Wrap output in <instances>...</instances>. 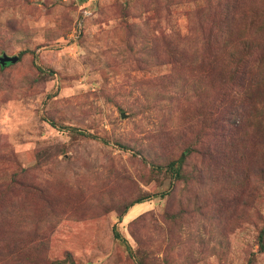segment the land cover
Masks as SVG:
<instances>
[{
	"label": "rangeland",
	"instance_id": "1",
	"mask_svg": "<svg viewBox=\"0 0 264 264\" xmlns=\"http://www.w3.org/2000/svg\"><path fill=\"white\" fill-rule=\"evenodd\" d=\"M2 55L0 264H264V0H0Z\"/></svg>",
	"mask_w": 264,
	"mask_h": 264
},
{
	"label": "water",
	"instance_id": "2",
	"mask_svg": "<svg viewBox=\"0 0 264 264\" xmlns=\"http://www.w3.org/2000/svg\"><path fill=\"white\" fill-rule=\"evenodd\" d=\"M17 60H18V57H16V56L9 57L7 55H2V56H0V65L4 66L7 63L14 64L17 62Z\"/></svg>",
	"mask_w": 264,
	"mask_h": 264
},
{
	"label": "trees",
	"instance_id": "3",
	"mask_svg": "<svg viewBox=\"0 0 264 264\" xmlns=\"http://www.w3.org/2000/svg\"><path fill=\"white\" fill-rule=\"evenodd\" d=\"M9 64H10V63H7V64L4 65V66H1V65H0V67H6V66H8ZM137 203H141V202H137ZM137 203H136V204H137ZM58 263H60V262H56V263H54V264H58Z\"/></svg>",
	"mask_w": 264,
	"mask_h": 264
}]
</instances>
